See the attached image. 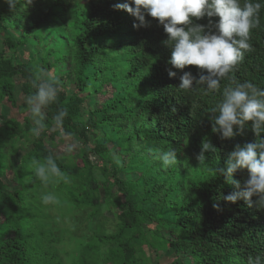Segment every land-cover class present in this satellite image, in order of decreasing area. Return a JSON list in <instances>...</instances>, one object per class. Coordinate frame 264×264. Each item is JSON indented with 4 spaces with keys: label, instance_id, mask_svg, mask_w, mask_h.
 <instances>
[{
    "label": "trees",
    "instance_id": "obj_1",
    "mask_svg": "<svg viewBox=\"0 0 264 264\" xmlns=\"http://www.w3.org/2000/svg\"><path fill=\"white\" fill-rule=\"evenodd\" d=\"M14 2L10 8L0 0V104L19 109L24 119L0 116V264H64L57 247L66 236L52 226L53 208L84 216L88 224L96 221L89 238L75 239L77 256L70 264H150L151 252L166 251L171 252L166 264H248L249 256H260L264 264V210L244 199L225 201L237 189L216 171L237 144L256 140L251 122L233 139L212 132L210 109L222 99L227 81L207 96L179 90L183 72L199 79L200 70L172 69L177 77L170 78L172 50L162 43L168 38L163 26L145 12L148 26L134 28L139 21L114 8L130 0ZM251 2L262 5L260 26L250 32L253 50L230 75L264 89V0ZM218 20L212 18L213 25ZM193 23L207 26L209 18ZM10 31L16 40L1 37ZM29 44L45 53L41 62L16 63L13 52ZM39 67L57 69L62 90L44 109L46 129L33 136L32 147L13 167L16 143L33 127L27 104L17 106L16 79L25 98L34 94L30 80ZM60 108L68 114L57 128L53 116ZM75 136L83 143L63 162L53 143ZM205 138L217 151L206 153L199 165L195 156ZM169 148L177 163L164 169L157 152ZM49 155L66 180L54 177L45 185L35 177L32 161ZM9 172L16 188L5 183ZM247 175L238 171L233 179L243 183ZM48 194L54 205L42 202Z\"/></svg>",
    "mask_w": 264,
    "mask_h": 264
},
{
    "label": "clouds",
    "instance_id": "obj_2",
    "mask_svg": "<svg viewBox=\"0 0 264 264\" xmlns=\"http://www.w3.org/2000/svg\"><path fill=\"white\" fill-rule=\"evenodd\" d=\"M6 2L10 8L15 7L14 0ZM261 7L260 3L251 0H243V3L240 0H130L114 5L115 9L125 10L139 21V24L133 25L134 28L148 26L145 12L163 26L168 38L162 43L172 50L168 61L171 65L168 69L170 78L177 77V72L172 69L183 71L188 66H194L200 70L199 79L193 77L191 72H183L179 76V90L187 92L198 89L201 95L207 96L221 90V80L227 81L222 99L210 109L212 132L220 134L222 140L233 139L243 134L246 124L251 122V131L256 140L243 146L237 144L228 154L225 166L217 168L218 174L237 189L222 198L230 203L244 199L249 207L264 210V89L230 75L244 59L245 52L253 50L249 43L250 32L260 26ZM204 17L209 18L207 26L193 23V18L200 20ZM214 17L219 20L213 25ZM30 83L36 91L26 97L25 103L33 124L31 134L38 138L46 129L44 109L57 101L62 88L59 79L40 68L33 73ZM196 107L195 104L191 107L192 116ZM67 114L66 108H60L53 116V125L62 128ZM61 135L64 133L61 132ZM216 151L205 138L195 159L199 165H204L206 153ZM157 154L164 169L177 163V153L172 148ZM32 167L35 177L45 185L54 177L66 180V174L52 155L43 162L34 159ZM242 170L248 173L243 183L233 179L234 174ZM42 202L53 203L55 197L44 195ZM213 207L220 210L217 204ZM248 264H262L261 257L249 256Z\"/></svg>",
    "mask_w": 264,
    "mask_h": 264
},
{
    "label": "rangeland",
    "instance_id": "obj_3",
    "mask_svg": "<svg viewBox=\"0 0 264 264\" xmlns=\"http://www.w3.org/2000/svg\"><path fill=\"white\" fill-rule=\"evenodd\" d=\"M11 36L14 40L17 38V34L13 32H5L1 35L3 38L4 36ZM45 53L42 54L41 51H38L33 44H29L25 47L19 48L17 51L13 52V58L16 63L22 62L26 63L28 61L33 60L34 58L37 59V61L41 62L42 56H44ZM49 61L51 63L54 62V59L51 57L49 58ZM40 69H43L47 72L52 73L53 76L57 73V69H44L42 67H39ZM20 84L21 79H16V99H17V106H21L25 102V97L21 94L20 91ZM104 99V98H102ZM91 102L89 103V106H91ZM83 113H87L86 107H83ZM0 116H2L3 120H9V119H15L18 122H23L24 115L20 114L19 109L12 108L8 104H0ZM53 129L52 131H54ZM102 135V133H99ZM32 140L33 135L29 134L26 139L20 140L16 145L19 147V151L16 154H12L10 156V162L13 167L17 166L20 162V159L22 156L29 151V149L32 147ZM83 141L78 137L75 136L73 138H56L55 142L53 143V152L54 154L63 162L66 161V157L69 155L76 156L78 153ZM71 148V151L69 149ZM96 162V160H94ZM12 176L11 172L7 175L8 178L5 179V183L11 184V188H16V186L13 185V183H9V178ZM54 205V203H49V205ZM50 215L53 219V227L59 228L61 231V234L65 235L66 238H64L63 242L59 244V247H57V250L60 251L63 255H61L64 264H70V262L76 258L77 256V244L75 242V239H86L89 238L96 225V221L93 223H86L85 217L76 215L72 216L71 213L64 211H59L57 208H53L50 211ZM110 230H112V224H109L107 226ZM60 234V233H59ZM58 233H56V236H60ZM67 253V255L65 254ZM171 258V252L166 251L162 252L158 255L151 252L149 254V261L150 264H166L168 260Z\"/></svg>",
    "mask_w": 264,
    "mask_h": 264
}]
</instances>
